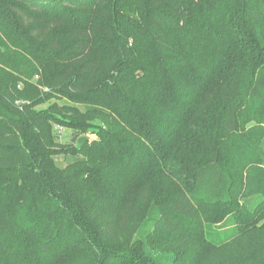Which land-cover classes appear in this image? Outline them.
Wrapping results in <instances>:
<instances>
[{
    "label": "trees",
    "instance_id": "trees-1",
    "mask_svg": "<svg viewBox=\"0 0 264 264\" xmlns=\"http://www.w3.org/2000/svg\"><path fill=\"white\" fill-rule=\"evenodd\" d=\"M0 264H264V0H0Z\"/></svg>",
    "mask_w": 264,
    "mask_h": 264
},
{
    "label": "rangeland",
    "instance_id": "rangeland-1",
    "mask_svg": "<svg viewBox=\"0 0 264 264\" xmlns=\"http://www.w3.org/2000/svg\"><path fill=\"white\" fill-rule=\"evenodd\" d=\"M56 102H58L60 104L69 103L67 100L51 99L47 103L40 106L39 108H47ZM77 106L83 111L91 108V106L85 105V104H78ZM55 134H56V139L59 143L64 144V145L68 144L69 146H71V145L72 146H80L87 139L92 140L94 138H97V134H96L95 130L90 129L86 133L78 134L77 132L73 131L72 129L64 127V126H60V125L55 126ZM82 158H83V156H81V155H74L71 153H68V154L62 153V154H57L54 156V159H55L57 165H59L60 167H66L67 165H69L75 161H78Z\"/></svg>",
    "mask_w": 264,
    "mask_h": 264
}]
</instances>
